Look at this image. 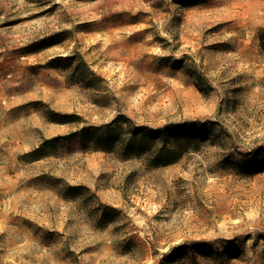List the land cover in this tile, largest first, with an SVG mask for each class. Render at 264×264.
Listing matches in <instances>:
<instances>
[{
  "label": "rangeland",
  "instance_id": "374dc122",
  "mask_svg": "<svg viewBox=\"0 0 264 264\" xmlns=\"http://www.w3.org/2000/svg\"><path fill=\"white\" fill-rule=\"evenodd\" d=\"M262 38L264 0H0V264H264Z\"/></svg>",
  "mask_w": 264,
  "mask_h": 264
},
{
  "label": "trees",
  "instance_id": "16d2710c",
  "mask_svg": "<svg viewBox=\"0 0 264 264\" xmlns=\"http://www.w3.org/2000/svg\"><path fill=\"white\" fill-rule=\"evenodd\" d=\"M262 47L264 48V38H262ZM138 130V129H137ZM137 130H135V134H138L139 132L137 131ZM175 132H177V131H175ZM151 133V132H150ZM152 133H154V132H152ZM159 134V132H155L154 133V137H156L157 135ZM166 141V140H165ZM161 159H165L163 156H160V157H158L157 158V161H159V164H160V161H162Z\"/></svg>",
  "mask_w": 264,
  "mask_h": 264
}]
</instances>
